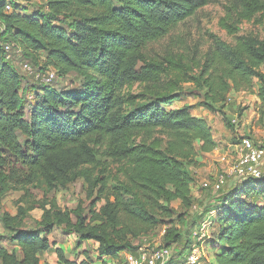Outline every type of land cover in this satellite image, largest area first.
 <instances>
[{
	"label": "trees",
	"instance_id": "1",
	"mask_svg": "<svg viewBox=\"0 0 264 264\" xmlns=\"http://www.w3.org/2000/svg\"><path fill=\"white\" fill-rule=\"evenodd\" d=\"M212 2L44 0L37 8L17 2L6 12L0 0V190L27 189L40 179L55 190L83 178L87 198L96 195L88 212L83 202L75 208L43 203L36 228L23 227L25 206L15 215L4 213L1 220L14 231L18 248L0 243V264H41L55 226L76 234L78 245L97 243L99 257L116 260L126 251L137 253L142 246L136 241L161 225H169L165 246L181 242L172 203L185 210L178 214L183 222L196 205L190 166L218 142L191 106H166L193 93L182 90L185 83L203 89V103L215 112L230 91H251L256 83L264 101V39L216 41L203 61L173 44L163 57L150 48ZM230 8V20L234 14L264 20V0H231ZM227 25L229 33L238 31L234 22ZM4 43L17 47L27 63L54 69L61 78L76 75L83 86L24 85ZM136 83L145 91L140 98H150L140 105L128 94ZM30 90L34 100L25 95ZM220 198L204 212L214 211L209 227H216L207 238L215 252L208 264H264V174L240 180ZM56 253L58 264H95L88 251L81 260L69 259L59 246Z\"/></svg>",
	"mask_w": 264,
	"mask_h": 264
},
{
	"label": "rangeland",
	"instance_id": "2",
	"mask_svg": "<svg viewBox=\"0 0 264 264\" xmlns=\"http://www.w3.org/2000/svg\"><path fill=\"white\" fill-rule=\"evenodd\" d=\"M21 3L28 4L30 8L40 6L43 0H18ZM231 0H214V2L201 9L197 15L189 19L185 23L177 27L171 35L161 42L154 44L150 48L155 53L164 56V51L168 45L173 44V47L180 46L186 51L190 58L196 57L200 61L205 59V55L209 48L219 40L234 44L239 37H255L259 40L264 39V20H259L254 17L251 20H239L237 14L233 18L228 19L230 12ZM234 22L238 27L235 34L229 33L227 22ZM183 40L185 45H180L179 42ZM179 48V47H178ZM181 50V49H180ZM180 52V51H178ZM154 53V54H155ZM8 59L12 61L19 69L23 76V83L36 85L45 82L59 85H67L70 87L81 88L83 86L82 80L76 75H68L61 78L57 75L54 69L40 70L39 66L30 63L32 70L24 69L27 62L22 57L21 52L17 47H13L8 53ZM195 68L193 72L197 73ZM54 73V77L50 80V73ZM167 79V77L165 78ZM143 85L136 83L130 90L137 98V103L143 104L150 98H140L139 94H143ZM182 90L186 91L193 88L192 94H182L180 100H176L167 108L181 107L183 105L191 106V111L194 115L204 117L212 127V132L217 139L218 146L215 150L209 153L198 156V161L190 166L194 177L193 193L196 197V205L184 215V221H178V214L184 213L185 210L181 207L179 201L172 203L176 209V214L172 221L177 225L183 234L180 243L173 247V254L167 264H187L186 255L189 249L185 250L188 242L190 246L198 245L202 248L203 255L201 257V264H208L209 259L212 258V252L208 246L207 237H210L215 231L216 227L210 226V216L213 213L205 214L206 208H215L222 200L220 197L229 186H235L240 182V178L232 172V167L235 164V146L242 138L248 137L256 144L264 145V101L259 97V84H254L251 91H230L228 93L227 101L222 107L217 106V111L209 110L203 99L204 90L195 87L192 83H185L182 85ZM34 92L31 90L27 92L29 99L34 100ZM142 97V96H141ZM229 123L234 126L231 127ZM165 144V143H164ZM264 172V164L262 167ZM220 175L226 178L225 183L219 188L217 187V179ZM113 184V182H111ZM207 183L208 185H204ZM87 198V183L83 178H78L76 181L68 184L66 188H58L55 190H48L43 179H40L35 185L27 189H20L14 186H9L7 191L0 190V243L8 245L11 248H18L17 241L11 240L14 234L11 229L4 226L1 218L4 213H11L15 215L19 211V206L27 208V214L23 219L25 228H36L37 221H40L43 216V209L41 205L45 202L56 200L62 208H75L80 202L88 212L89 204L95 199ZM102 202H99V208ZM203 215L200 216V212ZM196 218V222L194 219ZM169 225H161L154 229L148 236L142 237L136 243L141 244L140 250L152 251L157 248L165 246L164 236ZM197 233L205 234L207 237L199 241ZM49 239L52 243L50 250L41 255V264H58V256L56 247H61L69 259H83L85 252L88 251L94 258L95 264H125L123 256L120 260H111L108 257H99L95 242L84 241L80 245L77 244V235L65 230L63 226H55ZM201 243V244H200Z\"/></svg>",
	"mask_w": 264,
	"mask_h": 264
},
{
	"label": "built area",
	"instance_id": "3",
	"mask_svg": "<svg viewBox=\"0 0 264 264\" xmlns=\"http://www.w3.org/2000/svg\"><path fill=\"white\" fill-rule=\"evenodd\" d=\"M20 2L18 0H5L6 12L12 11L15 3ZM4 32V23L3 19L0 16V34ZM2 45V44H1ZM7 53L11 51L14 47L12 43L3 44ZM24 69L32 70L30 63L25 64ZM54 73H50L49 79L51 80L54 77ZM235 164L232 167V172L236 174L240 180L247 179L249 177L254 178H263L264 172H262V167L264 164V146L261 144H256L252 139L244 137L241 141L235 146ZM226 181L224 175H220L217 179V187H221ZM204 185H208L204 183ZM214 213V211L212 212ZM199 241L207 237L205 234L199 235L197 233ZM208 238V237H207ZM173 247L164 246L161 248L154 249L152 251L139 250L135 252H124L123 261L125 264H167L170 258L172 257ZM203 255L202 248L198 245L192 246L189 249V252L186 255L187 264H201V257Z\"/></svg>",
	"mask_w": 264,
	"mask_h": 264
},
{
	"label": "crops",
	"instance_id": "4",
	"mask_svg": "<svg viewBox=\"0 0 264 264\" xmlns=\"http://www.w3.org/2000/svg\"><path fill=\"white\" fill-rule=\"evenodd\" d=\"M44 1V0H43ZM208 250H210L211 252H212V258L211 259H209V262H214V260H215V258H214V250L213 249H211V248H209ZM108 258H110V257H108ZM111 260H113V258H111ZM115 260V259H114Z\"/></svg>",
	"mask_w": 264,
	"mask_h": 264
}]
</instances>
